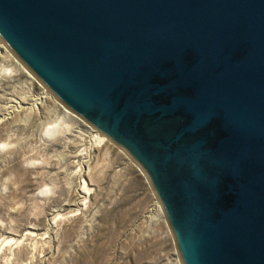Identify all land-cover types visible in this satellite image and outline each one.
Listing matches in <instances>:
<instances>
[{
    "label": "water",
    "instance_id": "obj_1",
    "mask_svg": "<svg viewBox=\"0 0 264 264\" xmlns=\"http://www.w3.org/2000/svg\"><path fill=\"white\" fill-rule=\"evenodd\" d=\"M0 38L143 171L183 264H264V0H0Z\"/></svg>",
    "mask_w": 264,
    "mask_h": 264
},
{
    "label": "rangeland",
    "instance_id": "obj_2",
    "mask_svg": "<svg viewBox=\"0 0 264 264\" xmlns=\"http://www.w3.org/2000/svg\"><path fill=\"white\" fill-rule=\"evenodd\" d=\"M8 52L0 47V264H183L143 171Z\"/></svg>",
    "mask_w": 264,
    "mask_h": 264
},
{
    "label": "bare ground",
    "instance_id": "obj_3",
    "mask_svg": "<svg viewBox=\"0 0 264 264\" xmlns=\"http://www.w3.org/2000/svg\"><path fill=\"white\" fill-rule=\"evenodd\" d=\"M7 46V45H6ZM4 44H0V47L6 52H8V47H6ZM8 53H10V52H8ZM15 56V55H14ZM15 61H16V65L20 68V69H22L24 72H26L27 73V75L29 76V78L30 79H32V80H36L37 81V77H35V75L26 67V65L25 64H23V62H21V61H19V59H17V57L15 58ZM38 82V81H37ZM18 103V102H17ZM15 106H17L16 105V103H12L10 106H9V108H15ZM63 106H64V109H65V113H66V115L67 114H71L72 112L63 104ZM82 119V121L92 130V131H94V136H95V138H96V140L98 141V142H100V143H104V142H106V141H110V139L108 138V137H106L104 134H102L98 129H96V127H94L92 124H90L88 121H86L85 119H83V118H81ZM158 203H157V205H158V208H159V210H160V212L162 213V216L164 217V219H165V221H166V223H167V225H168V222H167V220H166V216H165V213H164V211H163V208H162V206H161V204L159 203V201H157ZM168 227H169V225H168ZM170 229V228H169ZM180 255V254H179Z\"/></svg>",
    "mask_w": 264,
    "mask_h": 264
},
{
    "label": "clouds",
    "instance_id": "obj_4",
    "mask_svg": "<svg viewBox=\"0 0 264 264\" xmlns=\"http://www.w3.org/2000/svg\"><path fill=\"white\" fill-rule=\"evenodd\" d=\"M54 127H55L54 125L46 127L45 130H44V132H43V135L46 138H51L52 130H53ZM7 147L8 146L5 145V144H0V150L6 149ZM38 195H40L42 197L43 196H46V195H51V191H50V189L47 186H45L44 188H42V189H40L38 191Z\"/></svg>",
    "mask_w": 264,
    "mask_h": 264
},
{
    "label": "built area",
    "instance_id": "obj_5",
    "mask_svg": "<svg viewBox=\"0 0 264 264\" xmlns=\"http://www.w3.org/2000/svg\"><path fill=\"white\" fill-rule=\"evenodd\" d=\"M157 198V197H156ZM158 200V199H157Z\"/></svg>",
    "mask_w": 264,
    "mask_h": 264
}]
</instances>
